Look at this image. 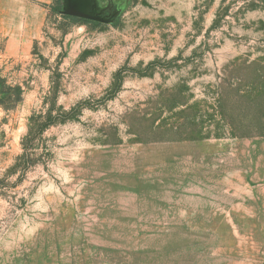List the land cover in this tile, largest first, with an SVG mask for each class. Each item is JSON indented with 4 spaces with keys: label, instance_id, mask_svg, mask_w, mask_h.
<instances>
[{
    "label": "rangeland",
    "instance_id": "1",
    "mask_svg": "<svg viewBox=\"0 0 264 264\" xmlns=\"http://www.w3.org/2000/svg\"><path fill=\"white\" fill-rule=\"evenodd\" d=\"M0 264H264V0H0Z\"/></svg>",
    "mask_w": 264,
    "mask_h": 264
},
{
    "label": "trees",
    "instance_id": "2",
    "mask_svg": "<svg viewBox=\"0 0 264 264\" xmlns=\"http://www.w3.org/2000/svg\"><path fill=\"white\" fill-rule=\"evenodd\" d=\"M72 19L75 21V22H78V23H92L93 25H95V22L91 21V20H88V19H85V18H76V17H72Z\"/></svg>",
    "mask_w": 264,
    "mask_h": 264
},
{
    "label": "water",
    "instance_id": "3",
    "mask_svg": "<svg viewBox=\"0 0 264 264\" xmlns=\"http://www.w3.org/2000/svg\"><path fill=\"white\" fill-rule=\"evenodd\" d=\"M74 15V13H72Z\"/></svg>",
    "mask_w": 264,
    "mask_h": 264
}]
</instances>
